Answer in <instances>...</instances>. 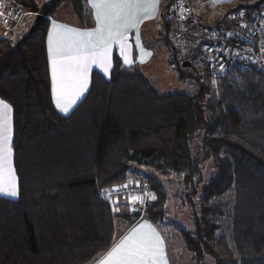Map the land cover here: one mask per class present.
<instances>
[{"label": "trees", "instance_id": "obj_1", "mask_svg": "<svg viewBox=\"0 0 264 264\" xmlns=\"http://www.w3.org/2000/svg\"><path fill=\"white\" fill-rule=\"evenodd\" d=\"M11 1L36 17L21 39L0 36V100L13 108L19 193L0 195V264H94L116 243L118 226L138 220L177 231L196 264H207V257L214 264H264V73L213 78L192 66L178 79L194 77V93H164L140 65L116 62L109 79L92 74L87 96L64 116L51 95L46 37L68 1L84 21L87 0ZM173 1L162 11L165 23ZM231 6L227 16H250L264 0ZM197 135L199 158L191 149ZM209 160L214 176L200 195ZM177 175L194 220L190 231L167 213L169 194L160 180ZM133 184L156 199L143 214L115 213L109 193ZM229 191L235 204L225 213L214 201ZM224 218L232 221L233 247L220 234Z\"/></svg>", "mask_w": 264, "mask_h": 264}, {"label": "snow or ice", "instance_id": "obj_2", "mask_svg": "<svg viewBox=\"0 0 264 264\" xmlns=\"http://www.w3.org/2000/svg\"><path fill=\"white\" fill-rule=\"evenodd\" d=\"M89 2L94 10L93 28L81 30L52 20L47 32L51 95L55 107L64 114L69 113L88 91L90 73L94 67L105 76H110L114 54L124 65L131 66L133 60L129 34L133 30L136 33V47L141 53L140 62H144V55H151L141 45L140 26L145 20L154 18L158 0ZM114 48L118 49L115 53ZM220 71H224L223 65ZM12 112V106L0 100V194L17 197L18 181L12 161ZM151 199L155 200L156 197L153 195ZM137 202L143 204L144 198H129V203ZM99 264H168L164 240L151 223L141 222L120 238L99 260Z\"/></svg>", "mask_w": 264, "mask_h": 264}, {"label": "rangeland", "instance_id": "obj_3", "mask_svg": "<svg viewBox=\"0 0 264 264\" xmlns=\"http://www.w3.org/2000/svg\"><path fill=\"white\" fill-rule=\"evenodd\" d=\"M195 3L198 8L199 15L205 19L213 21L224 19L232 9L231 3L217 4L212 0H195ZM262 10H264V6H262ZM27 23L30 25L32 24V21L28 19ZM23 26L26 28V22L17 26V28H23ZM156 28L157 29L152 30V32H147L146 34L147 44L154 49L155 53L152 64L144 70L146 76L164 93H194L198 89L195 78L189 77L185 81H179L178 77L181 73L187 72L186 70L190 69L184 68L183 65L185 63H190L193 67L196 66V56L202 41L200 39L192 38L189 34V29L186 26L173 23L168 34L163 33L164 27ZM158 38L163 41L164 39H167L168 46H166L168 49L165 48L166 53L161 51L162 43L159 42ZM212 76L213 78H224L228 75L216 76L212 74ZM201 146L202 136L197 135L194 138L191 147L192 154L195 158H199L201 156ZM202 167V184L199 187L200 195L203 193L208 182L214 176L212 160L206 161ZM160 181L169 194V201L167 204L169 220L177 221L187 231L193 230L194 220L188 207L183 205V203H185V184L183 176L177 175L172 180L161 179ZM214 203L225 213L232 212L235 204V192H227L223 197L216 199ZM138 212L140 211L138 210ZM221 225V236H223L229 245L233 247L232 221L228 218H224L221 221ZM127 227V223L124 224L123 227H119L117 234H119L118 231H120L121 228L124 230ZM160 230H162L167 243L171 264H196L192 255L185 249L182 238L177 231L167 226L161 227ZM205 262L207 264H214V260L211 257H207Z\"/></svg>", "mask_w": 264, "mask_h": 264}, {"label": "built area", "instance_id": "obj_4", "mask_svg": "<svg viewBox=\"0 0 264 264\" xmlns=\"http://www.w3.org/2000/svg\"><path fill=\"white\" fill-rule=\"evenodd\" d=\"M26 16L21 6L11 4L2 13L1 22L4 26L17 27L23 24ZM166 21L188 27L191 37L202 41L196 56L197 67L216 76L251 71L264 73V10L250 16L240 12L210 22L197 13L195 0H175L169 6ZM221 65L223 72L220 71ZM131 196L144 198L143 204L138 202V210L143 214L151 200L146 187H119L109 194V199L116 202L129 200Z\"/></svg>", "mask_w": 264, "mask_h": 264}, {"label": "crops", "instance_id": "obj_5", "mask_svg": "<svg viewBox=\"0 0 264 264\" xmlns=\"http://www.w3.org/2000/svg\"><path fill=\"white\" fill-rule=\"evenodd\" d=\"M48 1L49 0H38L39 3H46ZM171 1L172 0H158L157 12H156L154 18L145 20L144 23L141 24V26H140L141 45L143 46L145 52L151 53L150 56L144 55V57H143L144 62L143 63L140 62V56H141L140 50L136 47V42H135L136 33L133 30L129 34V43L132 45L131 56H132V60H133V63L131 64V66L138 64L142 67L143 70H145L146 67H148L149 65L152 64L153 59L155 57V53H154V49L150 45L147 44L146 34H147V32H150V31L152 32V30L157 29L156 27H159V28L164 27L163 33L168 34L170 29L168 30V27L166 24H169V22L165 23L162 19L161 14H162V11L165 8V6H167ZM212 1H214L217 4H225V3L227 4V3H233L235 0H212ZM11 2H12L11 0H0V5H3V7H0V13H5L8 10L9 6L11 5ZM86 5H87V13H86V16L84 18V21H81L77 17V15L74 11V8H73L72 1H68V2L64 3L58 9L57 13L51 19V21L56 20L58 23L65 24V25H68L70 27H75V28H78L81 30H90L91 28H93L95 26L94 10L91 8V4H90L89 0H87ZM195 5H196V3H195ZM196 10H197V13L199 14L197 7H196ZM35 17L36 16H34V15L27 14L26 19L24 21V22H26V28H24V26H23V28L18 29L17 27H14V26H11V27L10 26H4L1 22V15H0V36L5 37V38L13 37L16 40L21 39L22 37H24L30 33L31 28L34 24ZM202 18L205 19L204 17H202ZM28 19H30L32 21V24L28 25V23H27ZM205 20L213 21V20H209V19H205ZM215 21H217V20H215ZM50 28H51V22H50L49 29ZM161 35H163V34H161ZM162 37H164V36H162ZM158 40H159V38H158ZM159 42L162 43L161 51L163 53L164 52L166 53L165 48L168 49L167 39H164V41L159 40ZM46 48H47V37H46ZM117 51H118V49L114 48V53ZM116 62H117V64H120L122 67H131V66L124 65L122 63V61L114 54V56H113V67L110 71V76H111V73L115 67ZM94 72L100 73L106 79L110 78V76H105V74L101 70L94 67L92 72L90 73V84H89L88 91L84 94V96L81 97V99L77 102V104L73 106V108L69 111V113L64 114V113L60 112L55 107L56 110L61 115H64V116L70 115L75 110V108L80 104V102L87 96V94L91 88V78H92V74ZM54 106H55V104H54ZM12 126H13V112H12ZM12 140H13V135H12ZM12 161H13V157H12ZM13 167H14V165H13ZM17 181H18V179H17ZM133 185H135V184H133ZM0 195L7 197V198H10V199H17V197H18V196L17 197H9V196L3 195V194H0ZM113 203L115 205V213H117V214L130 215V214H136L138 212V205H139L138 202L136 204H131V203H129V200L122 199V200H119L116 202L114 201ZM117 208L119 209L118 211H116ZM145 221L146 220H138L132 227L136 226L137 224H139L141 222H145ZM146 222L151 223L149 221H146ZM124 224H126V223H121L118 226V228L123 227ZM152 225L156 228V230L160 233L161 237L164 240L166 258H167L168 264H171L169 250H168L164 235L162 233V230H160V228L157 227L156 225H154V224H152ZM132 227H129V224H128V227L125 228L124 230H122V228H121L120 231H118L119 234H117L118 239H117L116 243L119 241L120 238H122L124 235H126L131 230ZM104 256H106V255H104ZM94 264H99V260Z\"/></svg>", "mask_w": 264, "mask_h": 264}, {"label": "water", "instance_id": "obj_6", "mask_svg": "<svg viewBox=\"0 0 264 264\" xmlns=\"http://www.w3.org/2000/svg\"><path fill=\"white\" fill-rule=\"evenodd\" d=\"M41 21H42V16H38L37 21H36V26H39L41 24ZM183 66H184V68H190V67H192V64L185 63Z\"/></svg>", "mask_w": 264, "mask_h": 264}]
</instances>
